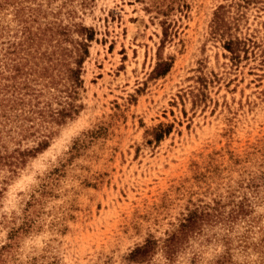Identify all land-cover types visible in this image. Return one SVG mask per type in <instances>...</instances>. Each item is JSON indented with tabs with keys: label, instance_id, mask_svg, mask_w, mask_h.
Returning a JSON list of instances; mask_svg holds the SVG:
<instances>
[{
	"label": "rangeland",
	"instance_id": "obj_1",
	"mask_svg": "<svg viewBox=\"0 0 264 264\" xmlns=\"http://www.w3.org/2000/svg\"><path fill=\"white\" fill-rule=\"evenodd\" d=\"M91 30L78 114L0 113L7 155L86 125L42 172L0 165V264H264V0H0V103L60 107Z\"/></svg>",
	"mask_w": 264,
	"mask_h": 264
},
{
	"label": "trees",
	"instance_id": "obj_2",
	"mask_svg": "<svg viewBox=\"0 0 264 264\" xmlns=\"http://www.w3.org/2000/svg\"><path fill=\"white\" fill-rule=\"evenodd\" d=\"M86 30L89 31L86 26H81L78 31L80 34H85ZM91 31L92 32L88 34V36L81 35L83 39H77L76 43L74 44V48L77 50L76 56H73L74 65L71 66V62H68V67L65 70V72L68 73L66 74V82L63 84V88L59 89L61 94L54 96L56 99H58V104L60 107H53L52 100H48L43 106H40V103L42 102L41 97L44 95V92L39 91L33 96V98L29 100H25L22 97L17 96L14 99L7 100L5 104L4 102H1L0 105H2V108L0 107V113H2V116L10 118L11 112L17 110V106L20 105L22 106V114L26 115L25 118L31 121H36V123L31 124L25 129H35L37 125H41L42 127L45 122H48V126L44 127L46 131H44L41 135L49 137L53 133L52 130H49L51 123L60 124L61 120L66 122L68 118H73L76 114H78L82 106L76 104V99L78 97L79 88L83 84L81 77L83 63L89 54V43L86 41V39H92L94 37V32L93 30ZM227 48H229L231 51H235L233 42H228ZM170 66L171 64L167 61L159 62L155 72L157 75L166 74L170 70ZM62 93L65 94L62 95ZM40 129L42 128H36L35 132L40 131ZM46 137L42 138L38 142L37 146L27 147L24 150H19L18 155H7L0 151V165L9 164L12 166V171H16V166H18L20 163H24L27 156H32L31 153L34 149H39L45 143V141H48Z\"/></svg>",
	"mask_w": 264,
	"mask_h": 264
},
{
	"label": "snow or ice",
	"instance_id": "obj_3",
	"mask_svg": "<svg viewBox=\"0 0 264 264\" xmlns=\"http://www.w3.org/2000/svg\"><path fill=\"white\" fill-rule=\"evenodd\" d=\"M63 123V120H61V124ZM85 126L86 125L82 118L81 120H76L75 122L70 121L67 125L63 126L62 128H59L55 133L58 139L54 144H52L51 148L48 151H45V149L48 148L50 143L49 141H45V143L39 149H34L32 151L31 155L36 158L32 160L29 164L28 171L31 172L33 169H35L36 172H42L54 161L55 155L58 153V150L65 148L69 141H71L73 137L77 136L79 130L84 128ZM37 152H39L40 155L37 156ZM25 180H30L35 183V181L32 180V177L28 176L25 177L23 180H20L17 185H13L6 197V202L10 207L14 206L12 202V197L16 187L23 185L25 183ZM165 243L167 244V242Z\"/></svg>",
	"mask_w": 264,
	"mask_h": 264
}]
</instances>
